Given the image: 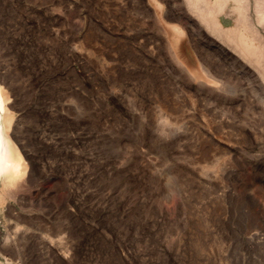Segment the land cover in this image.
<instances>
[{"label":"rangeland","instance_id":"rangeland-1","mask_svg":"<svg viewBox=\"0 0 264 264\" xmlns=\"http://www.w3.org/2000/svg\"><path fill=\"white\" fill-rule=\"evenodd\" d=\"M190 8L0 0L34 182L0 211L4 263L264 264V82Z\"/></svg>","mask_w":264,"mask_h":264},{"label":"bare ground","instance_id":"bare-ground-1","mask_svg":"<svg viewBox=\"0 0 264 264\" xmlns=\"http://www.w3.org/2000/svg\"><path fill=\"white\" fill-rule=\"evenodd\" d=\"M186 2L191 7L190 9H192L193 12L196 14V17L198 18L202 26H204L208 30L209 33L211 32L217 38H219L220 43L226 44L227 46L232 47L233 51L235 53H238V57L244 60L245 63H249L250 65L252 64L251 66L256 68V70L258 71V75L264 82V0H188V1L186 0ZM231 3L232 4L234 3L235 5L232 7L231 13H234L235 15L237 14V16L233 19L235 21V26L226 27L223 22V16L230 11L229 7ZM254 4L256 5V7L253 6L254 8H256V11L254 12L255 14H257L256 15L257 20H255L256 24L252 22L251 17H250L251 15L250 9H251V6ZM156 6L157 8L161 9V4L158 3L157 1H156ZM228 17L231 18V16H228ZM173 29L176 34L175 42L173 46L176 48L179 45L180 41L183 40V38L185 37V31L180 27H175ZM205 33L207 34V32ZM209 40L211 41L210 38ZM220 50H217V52ZM174 58H176L175 55H174ZM242 65H240V67ZM250 71H253V70L251 69ZM251 76H254V75H251ZM248 77L250 78L249 75ZM242 78L245 79V77H242ZM13 110H14V106L12 105V102H11L10 92L7 89L1 87L0 85V183H1L0 211L2 210V208L5 207V204H6L5 201L7 199L13 198L18 201V199L20 198L19 193H21L22 190L25 192L23 188L29 187L32 183H34L31 181L33 177H32L31 169L29 168V164L26 162L25 157L22 155L19 149V146H18V141L20 140L18 139L19 128H18L17 121H16L17 118ZM27 189H26V192L29 190ZM22 198H24V196ZM18 216L20 217V215ZM27 219L28 218H26V220ZM1 234H2V231H1V226H0V236ZM16 241L17 239L15 240L12 237V240H11L10 235H8L7 239L0 243V253L2 252L3 255H6V252L9 251L8 248L12 244L17 245ZM8 254H11V253H8ZM7 260H8V264H12L15 259L12 260V258L10 259L7 257ZM0 264H6V263H4L0 259Z\"/></svg>","mask_w":264,"mask_h":264}]
</instances>
